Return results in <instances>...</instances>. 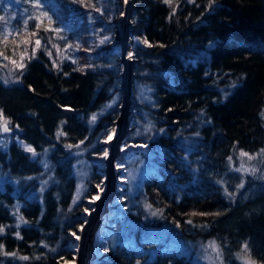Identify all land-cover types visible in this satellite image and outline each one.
I'll list each match as a JSON object with an SVG mask.
<instances>
[{"label": "trees", "instance_id": "16d2710c", "mask_svg": "<svg viewBox=\"0 0 264 264\" xmlns=\"http://www.w3.org/2000/svg\"><path fill=\"white\" fill-rule=\"evenodd\" d=\"M42 1L41 28L29 19L25 31L30 0H1L12 4L2 17L20 35L5 44L0 21V52L10 58L0 56V115L18 129L17 141L0 146V264H40L38 254L68 231L63 206L75 179L68 146L89 144L115 118L109 104L122 89V0ZM129 1L127 57L133 53L137 120L155 165L124 200L99 264H204L188 244L210 238L232 257L228 264H241L234 255L245 242L264 264V0ZM49 17L75 51L44 31ZM25 50L20 70L11 60L20 63ZM242 151L254 157L255 173L235 171L247 158ZM48 169L52 184L40 191ZM17 204L27 221L19 226ZM164 228L166 235L152 233Z\"/></svg>", "mask_w": 264, "mask_h": 264}, {"label": "rangeland", "instance_id": "374dc122", "mask_svg": "<svg viewBox=\"0 0 264 264\" xmlns=\"http://www.w3.org/2000/svg\"><path fill=\"white\" fill-rule=\"evenodd\" d=\"M11 5L8 2L4 6L0 0V16L10 11ZM40 11L47 13V8L44 7V4ZM31 14L34 16L40 13L32 6ZM21 26H24L23 23ZM9 28L19 30V26L13 24H10ZM126 75L127 67L124 65L122 69L121 93L116 94L109 104L114 109L116 108L115 118L108 121L106 126L93 137L89 144L80 143L70 148L75 179L72 192L63 206L66 212L65 215L69 220L68 231L60 237L56 235L55 245L53 244L52 248L50 246L46 247L45 253L38 254L37 258L43 260L40 264H99L100 260L105 258L106 251L104 248L108 246L106 236L108 231L114 227L116 215L126 212L124 200L127 199L131 192H135L138 189L145 175L154 168L155 155L149 149L151 143L143 136L146 130H142L137 120L138 108L134 86L131 84L130 89H126ZM9 76H13V74L11 73ZM5 122L12 128L9 133H2L1 126ZM113 129H115L114 133ZM13 131H18V129L11 126L8 120H4L1 117L0 146L2 148L8 147L11 141H17V138H12L14 135ZM109 135L112 136L110 141L108 140ZM106 141L107 143H105ZM142 145L144 146L142 147ZM103 149H107L109 153L107 158L102 155ZM39 156L44 168H46L48 165L46 153H41ZM108 160L116 171L112 180L109 179L106 170ZM242 163L247 168H254L251 166L254 163V158L249 160L247 157ZM117 164L121 165V167L117 168ZM247 173L252 172H243V174ZM53 178L54 173L48 169L44 176L39 179L38 189L41 191L51 186ZM97 184H101L104 188L103 193H100L96 188ZM98 194L101 197L99 201H101L102 208L98 209V221L93 224L92 238L94 234V240L92 241V248L82 253L80 244H82L85 235L83 228L89 223V215L92 210L97 209L96 203L98 200L91 203L90 201L94 195ZM19 206L20 204L16 205L17 226H19V223L27 222ZM85 208L89 209L88 213L84 212ZM72 211L76 213L75 216L69 214ZM69 215L71 217H68ZM73 232L76 233L79 239L72 235ZM154 232H157L155 234L157 236L166 235L167 229H155L152 233L154 234ZM213 241L218 246L219 258L216 252L209 247V244ZM188 248L191 251L193 249L196 259L204 264H228L232 262V257L227 258L221 245L212 238L192 242L188 244ZM239 254L245 255L243 250ZM234 257L239 263L244 264V261L238 259L237 255H234ZM250 259L255 261L251 257ZM255 264L258 263L255 261Z\"/></svg>", "mask_w": 264, "mask_h": 264}, {"label": "snow or ice", "instance_id": "6c2138e0", "mask_svg": "<svg viewBox=\"0 0 264 264\" xmlns=\"http://www.w3.org/2000/svg\"><path fill=\"white\" fill-rule=\"evenodd\" d=\"M125 2H127V0H125ZM171 2H172V0H164V3H165V4H170ZM30 3L32 4V6H33V7H34V8H35L40 14H39V15H36V16H30V17H28L27 19H24V20H23L24 29H25V31L27 30V26H28V23H29V19H33V20L38 21V22L35 24V28H36L37 30H39V29L41 28V24L43 23L42 17L47 16V13H46V12H42V11H40V10L43 8L42 0H30ZM25 11H27V10H25ZM97 11H99V10L97 9ZM174 14H175V9L173 10V13H172L171 15H174ZM171 15H170L169 18H171ZM0 21H5V24L2 26V28H3V42H4L5 44L7 43L8 38H9L10 35H13V34H15V35H17V36L20 35V32H19V31L15 30L14 28H11V29L9 28L10 21H7L5 17L0 16ZM53 23H54V21H52V19L49 17V18H48V26L44 28V31H46V32H47V31H52V32L56 33V34L58 35V38H59V39H63V40H65L66 48H68V49H72L73 51H75V49L72 48V45L67 44L66 37L60 35V33L62 32V29L59 28V27H52ZM31 35L35 36V35H36V32L31 33ZM107 39H109V37H104V38L100 41V43H104ZM136 39L139 40L140 38H139V37H136ZM22 42H23L24 44H29V43H31V41H30L27 37H24V39H23ZM49 42H50V41H49ZM143 42H144L145 44H148V41H147V40H144ZM34 44H35V47H34L33 50H32V51H33V56L35 55L36 50L39 49V48H41V39H40V38L35 39ZM53 46H54V47H57V51H58V53H59V48H58V46H57V45H53ZM148 46L151 47L152 45L148 44ZM160 46L163 47L164 45H160ZM76 47L78 48V47H79V44H77ZM25 55H26V50H25V53H22L21 56H20V60H21L20 63H17L16 60H11V63H12L13 65H15L16 68L22 70V69L25 67V64L23 63V60H24ZM48 55H49V57H51V55H52V53H51L50 50L48 51ZM128 55H129V58H132L133 53L130 52ZM0 56H3V58H4L5 60H9V59H10L9 57L4 56L2 52H0ZM31 58H32V57H29V59H31ZM53 64H55V61H53ZM5 83H7V81H5ZM95 119H96V117H95V115H94V116H93V121H94ZM3 131H5V132L9 131V128L7 127V122H5V125H4V127H3ZM112 131H113V133H114V132H115V129H113ZM161 131H162V130H161ZM111 139H112V136L109 135V136H108V140L110 141ZM105 143H107V141H106ZM143 146H144V145H142V147H143ZM68 147L71 148V147H73V146L69 145ZM27 151H29V152H33V153H34V149L31 148L30 146L27 147ZM261 152L264 153V149H262ZM102 155H103V157H105V158L108 157L109 153H108L107 149H103V150H102ZM240 155H241V157H248L249 160H252V159L254 158V157L251 156L249 153H247V152H243V151L240 153ZM228 160H229V162H231V161H232V157H228ZM120 167H121V165L117 164V168H120ZM235 171H238V172L243 171V172H252V173H255V172H256V169H255V168H247V167H245L244 164L242 163L241 166H240V168L235 169ZM237 187H243V182H241V184L238 185ZM96 188L99 190L100 193H103V192H104V188L101 186V184H97V185H96ZM225 191L227 192V189H225ZM229 195L231 196V195H233V194L229 193ZM100 198H101V197H100L99 194H98V195H94V196L92 197V200L90 201V203H91V202H94V201H96V200H99ZM146 207H151V206H150V205H146ZM84 212H85V213H88V212H89V209H88V208H85V209H84ZM159 212H160V210H157V212H153L152 214H153V215H157ZM196 214H197V213H193V215H196ZM199 215H208V213H199ZM216 215H219V213H216ZM188 223H191V221L189 220ZM177 226H179V224H177ZM81 227H83V226H81ZM2 231H3V228H0V232H2ZM72 235H73V236H76V233L73 232ZM76 239H79V237L76 236ZM2 247H3V246L0 245V248H2ZM209 247L212 248V250H213L214 252H216L217 257L219 258V257H220V252H219V250H218V246L215 244L214 241L211 242V243L209 244ZM106 251H107V249H106ZM243 252L245 253V255H241V254L238 253V254H237V258L243 260V261H244V264H255V261H252V260L250 259V254H249V249H248V244H247V242H245V244L243 245ZM5 254H6V255H15V253H5ZM21 259H25V260H27L28 257H21Z\"/></svg>", "mask_w": 264, "mask_h": 264}, {"label": "water", "instance_id": "95a60500", "mask_svg": "<svg viewBox=\"0 0 264 264\" xmlns=\"http://www.w3.org/2000/svg\"><path fill=\"white\" fill-rule=\"evenodd\" d=\"M125 9H126V13H125V17H124V22H123V29L125 31V38H124V46H123V56H122V60L125 64V66L127 67V76L131 82V84H133L134 82V72H133V67H134V61H128L127 59V52H128V45H129V41L132 35V32L130 31L131 28V21H132V14H133V6L131 4V2L129 0H127V2H125V0H122ZM129 68V70H128ZM5 123L2 124L1 129H2V133H9L12 131V128L7 124V127L9 128V131L5 132L3 131V127H4Z\"/></svg>", "mask_w": 264, "mask_h": 264}, {"label": "bare ground", "instance_id": "6f19581e", "mask_svg": "<svg viewBox=\"0 0 264 264\" xmlns=\"http://www.w3.org/2000/svg\"><path fill=\"white\" fill-rule=\"evenodd\" d=\"M128 70H129V68H128ZM125 82H126V89L129 90L130 86H131V82H130L127 75H126ZM107 162H108V166H107L106 170H107L109 179L112 180L116 174L115 167L112 166V164L110 163L109 160ZM96 204H97V209L92 210V213L89 215V219H90L89 223L83 228L85 235H84V240H83L82 244H80V248H81L80 250L82 251V253H84V252L90 250V248H92V241L94 240V234H93V238H92L93 224L96 223V221H98V216H97L98 209L102 208L101 201L98 200Z\"/></svg>", "mask_w": 264, "mask_h": 264}]
</instances>
